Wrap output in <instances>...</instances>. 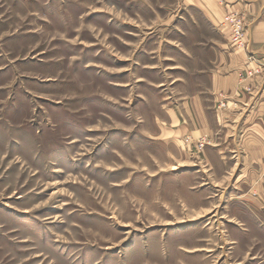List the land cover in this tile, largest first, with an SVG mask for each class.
Returning a JSON list of instances; mask_svg holds the SVG:
<instances>
[{
	"label": "rangeland",
	"instance_id": "rangeland-1",
	"mask_svg": "<svg viewBox=\"0 0 264 264\" xmlns=\"http://www.w3.org/2000/svg\"><path fill=\"white\" fill-rule=\"evenodd\" d=\"M189 4L0 0V264H264V182L184 113L217 60Z\"/></svg>",
	"mask_w": 264,
	"mask_h": 264
},
{
	"label": "crops",
	"instance_id": "crops-1",
	"mask_svg": "<svg viewBox=\"0 0 264 264\" xmlns=\"http://www.w3.org/2000/svg\"><path fill=\"white\" fill-rule=\"evenodd\" d=\"M187 1L189 7L198 10L199 21L215 31L209 43L213 45L217 60L209 72V86L204 93L214 104L204 106L205 99L200 93L186 100L188 108L183 106L184 113L190 123H197L195 135L210 139L220 136V132L223 139L229 135L231 142L237 144L234 153L245 160L247 181L264 182V0ZM230 9L247 12L254 18L246 33L247 50L232 49L229 29L220 28L224 13ZM252 71L256 73L247 74ZM218 98L226 100V105L215 111L217 128L212 130L207 110L215 108Z\"/></svg>",
	"mask_w": 264,
	"mask_h": 264
},
{
	"label": "built area",
	"instance_id": "built-area-1",
	"mask_svg": "<svg viewBox=\"0 0 264 264\" xmlns=\"http://www.w3.org/2000/svg\"><path fill=\"white\" fill-rule=\"evenodd\" d=\"M239 29L241 30V26H240V24H238L237 27H236V29H235V33H236L237 36H239ZM239 38H240V37H239ZM239 38H238V39H239Z\"/></svg>",
	"mask_w": 264,
	"mask_h": 264
}]
</instances>
